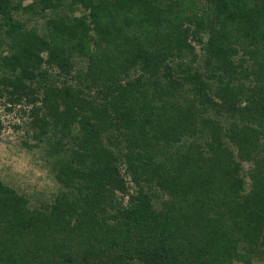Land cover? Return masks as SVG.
I'll use <instances>...</instances> for the list:
<instances>
[{"label":"trees","instance_id":"16d2710c","mask_svg":"<svg viewBox=\"0 0 264 264\" xmlns=\"http://www.w3.org/2000/svg\"><path fill=\"white\" fill-rule=\"evenodd\" d=\"M0 47L61 183L0 180V264L264 259V0H0Z\"/></svg>","mask_w":264,"mask_h":264},{"label":"rangeland","instance_id":"374dc122","mask_svg":"<svg viewBox=\"0 0 264 264\" xmlns=\"http://www.w3.org/2000/svg\"><path fill=\"white\" fill-rule=\"evenodd\" d=\"M171 2L172 0H169V3ZM197 5L202 6L201 3ZM196 12L201 15L202 9L198 7ZM76 13L78 12L76 11ZM43 21L44 18L39 17L36 21V28L40 29ZM191 42L196 47V51L202 52L201 43L198 44V42L193 40ZM239 47L240 51L247 58L254 53L255 47L251 45V49L247 48V42L243 44V48L242 45ZM5 54L4 50L0 47V57L5 56ZM136 75V72L130 73V77L132 78H135ZM155 102L159 101L155 99ZM6 106L8 105L4 103V98H0V121L3 125L0 133V180L4 185L8 184L16 192L25 196L29 201V206L36 209V207L49 203L51 194L59 189L58 187L61 183L58 182L56 176L50 171L51 166L48 164L50 161L43 157L46 151L45 144H43L45 141L42 144L34 145L36 140L32 137V130L28 129L27 123L29 119L28 115L23 113V106L16 105L11 110H7ZM118 166L122 177L127 183L129 182L128 185L131 190H135V183L132 182L125 163L120 160L118 161ZM117 196L121 199L123 195L117 194ZM124 197L125 199L122 201V204L126 205L128 196H123L122 199ZM127 264L143 263L134 258ZM232 264L242 263L234 261ZM252 264H264V259H257Z\"/></svg>","mask_w":264,"mask_h":264}]
</instances>
